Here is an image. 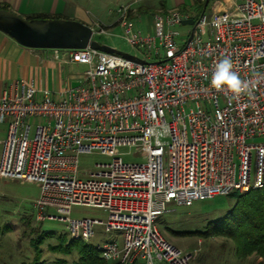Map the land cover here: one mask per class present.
I'll use <instances>...</instances> for the list:
<instances>
[{
	"label": "built area",
	"instance_id": "built-area-1",
	"mask_svg": "<svg viewBox=\"0 0 264 264\" xmlns=\"http://www.w3.org/2000/svg\"><path fill=\"white\" fill-rule=\"evenodd\" d=\"M133 10L117 7V21L145 63L90 46L54 49L57 59L87 66L78 86L56 93L16 80L3 90L0 176L37 183V219L64 221L74 239L91 240L97 225L121 232L95 245L107 261L194 264L198 252L178 248L157 226L168 205L264 187V0H233L198 17L158 12L155 34L136 27ZM188 18L194 26L182 23ZM225 56L255 82L251 96L211 88ZM164 127L166 135L154 134ZM122 145L136 146L142 161L118 156L81 174V154ZM76 205L105 209L107 219L74 218Z\"/></svg>",
	"mask_w": 264,
	"mask_h": 264
},
{
	"label": "rangeland",
	"instance_id": "rangeland-1",
	"mask_svg": "<svg viewBox=\"0 0 264 264\" xmlns=\"http://www.w3.org/2000/svg\"><path fill=\"white\" fill-rule=\"evenodd\" d=\"M168 1L170 6L176 4L175 0ZM211 1L222 8L230 0ZM211 1L207 6V12L212 9ZM67 2L82 6L92 21L95 40L133 55L141 53L142 48L132 47L123 36V29L116 15L117 7L121 6L118 0H67ZM132 17L136 27L144 34H155L157 31L154 17L149 12H144L140 18L135 19L134 14ZM113 21L114 23H111ZM101 28L107 30L108 33L99 32ZM178 28L186 30L189 26L178 25ZM86 68V65L68 64L65 66V72L83 74ZM5 126V124H0V138L5 136ZM257 141H264V136L258 137ZM118 156L127 162L142 161L136 146L122 145L105 154L99 151L81 154L79 170L81 174L96 170L97 163H110L114 157ZM39 194L40 186L35 182L0 176V264H59L60 261H64L63 264H74L79 260L80 255L76 250L67 254L52 251L53 246L60 245L63 248L74 238L69 234L64 221L55 218L37 219L34 202ZM234 203L235 199L232 195H219L210 199L198 200L191 206L169 204L170 210L161 215L156 223L163 236L172 244L184 251L198 252L194 264H257L259 258L256 255L247 259L238 258L235 243L231 239L202 233L209 228L212 222L224 218L233 208ZM48 212L53 215L57 214L53 208H50ZM71 215L74 218L88 216L103 221L107 219L105 209L82 205L74 206ZM95 233L96 235L91 240L85 242L98 245L113 238L116 234L122 236V233L117 231L105 232L102 225L95 226ZM37 234L45 237L41 245V262L34 260L35 253L30 244L31 238L37 237Z\"/></svg>",
	"mask_w": 264,
	"mask_h": 264
},
{
	"label": "crops",
	"instance_id": "crops-1",
	"mask_svg": "<svg viewBox=\"0 0 264 264\" xmlns=\"http://www.w3.org/2000/svg\"><path fill=\"white\" fill-rule=\"evenodd\" d=\"M118 1L120 2L119 5L132 3L134 6L132 14L136 16V19L140 18L144 12H149L154 17V14L158 12L181 9L185 6L190 7L198 0H175L176 4L173 6L169 5L168 0ZM232 1L230 0L227 5L223 4L224 7L222 8L211 1V12L226 8ZM0 3H7L10 10L25 17L33 14H47L76 19L89 25L92 22L82 6L69 4L67 0H0ZM189 15L192 16L191 13ZM68 64L83 65L73 62ZM68 64L55 57L54 49L24 46L0 30V95L5 88L16 80L33 82L39 87H46L59 93L68 85H72V82L81 81L82 74L65 72V66ZM5 125L4 138L8 130L7 124ZM4 138H0V152L1 140Z\"/></svg>",
	"mask_w": 264,
	"mask_h": 264
},
{
	"label": "trees",
	"instance_id": "trees-1",
	"mask_svg": "<svg viewBox=\"0 0 264 264\" xmlns=\"http://www.w3.org/2000/svg\"><path fill=\"white\" fill-rule=\"evenodd\" d=\"M205 0H198L194 5L181 10L191 13L192 17H198L204 8ZM0 8L9 9L7 3H0ZM34 17H60L47 14H33ZM235 199L233 208L227 215L212 222L209 228L202 233L208 235H219L231 239L236 246V254L240 259H247L252 255L259 258L257 264H264V187L253 189L245 193L231 194ZM31 238L30 244L35 253L34 260L40 261L43 244L42 235ZM76 250L80 255L74 264H121L119 261H107L100 257L97 247L80 239H74L65 247L53 246L52 251L65 254ZM41 262V261H40ZM60 261L59 264H63Z\"/></svg>",
	"mask_w": 264,
	"mask_h": 264
},
{
	"label": "water",
	"instance_id": "water-1",
	"mask_svg": "<svg viewBox=\"0 0 264 264\" xmlns=\"http://www.w3.org/2000/svg\"><path fill=\"white\" fill-rule=\"evenodd\" d=\"M210 0H205L203 12ZM183 24L195 25L194 18L184 19ZM0 30L24 46L49 49H79L88 46L108 53L123 55L141 63L146 61L133 54L102 44L93 38L91 25L70 18L34 17L28 18L7 8H0ZM192 36V34H191ZM79 82H72L76 87Z\"/></svg>",
	"mask_w": 264,
	"mask_h": 264
},
{
	"label": "clouds",
	"instance_id": "clouds-1",
	"mask_svg": "<svg viewBox=\"0 0 264 264\" xmlns=\"http://www.w3.org/2000/svg\"><path fill=\"white\" fill-rule=\"evenodd\" d=\"M256 75L260 76L259 73ZM210 86L217 92L226 91L231 93L234 98H238L242 94L251 96L255 82L242 79L240 74L234 70L231 57L225 56L216 62L215 70L211 76ZM153 132L157 136H164L167 133V128L164 127L159 131L153 130Z\"/></svg>",
	"mask_w": 264,
	"mask_h": 264
}]
</instances>
